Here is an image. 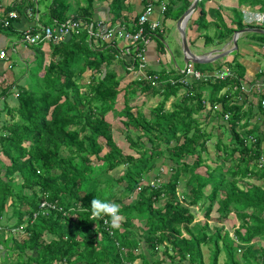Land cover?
I'll return each instance as SVG.
<instances>
[{
    "label": "trees",
    "instance_id": "trees-1",
    "mask_svg": "<svg viewBox=\"0 0 264 264\" xmlns=\"http://www.w3.org/2000/svg\"><path fill=\"white\" fill-rule=\"evenodd\" d=\"M82 1L80 5L75 0V8L71 0H48L45 13L50 23L67 18L71 8L77 18L91 19L94 0ZM179 1L169 0L168 8ZM237 2L264 9V0ZM111 4L119 15L123 0ZM189 5L190 1L185 2L183 9ZM28 9L38 13L34 0H15L4 7L5 12L17 11L18 17H28ZM205 13L201 10L197 20L200 29L206 26ZM12 23L6 29L12 30ZM38 23L46 24L40 18ZM237 27H243L240 18ZM32 46L40 60L34 81L17 89L9 83L0 86V112L9 117L0 123V231L5 219L15 218L14 228L25 235L17 239L16 248L21 250L13 261L9 259L16 253L7 252V239L2 237L1 261L134 264L139 259L137 264H205L201 246L211 244L215 247L211 264H217L221 249L226 253L224 264H244L235 259L238 254L247 264H264V246L253 244L255 239H264V134L252 130L246 134L241 105L226 94L218 95L225 85L239 86L242 71L237 62L229 64L235 75L225 80L166 85L158 92L137 79L120 87L121 78L111 66L116 43L94 46L86 30L50 44L48 62L39 46ZM206 85L211 91L206 123L212 114L224 122L219 124L226 142L207 131L199 118L206 108L202 100ZM12 90L15 104L9 107L5 96ZM138 90L161 97L148 113L133 110L136 105L129 103ZM172 95L176 97L167 108ZM109 112L124 118L125 139L134 154L124 153L115 142L112 123L106 119ZM214 135L215 156L209 159L203 153L208 155L207 143ZM163 155L170 161L166 181H160L162 173L156 165ZM93 157L101 162L94 164ZM120 165H125L122 174L100 187L101 175ZM201 165L204 173L197 171ZM149 171L158 180L154 184L149 183ZM251 178L263 184L250 182ZM97 196L120 206L123 220L112 235L102 226V219H90L91 200ZM126 198L128 203L123 202ZM41 200L55 208L42 213ZM195 206H204L205 217L213 209L219 219L234 213L240 223L233 237L223 227L210 231L207 223L196 222ZM7 209L10 212L5 215ZM135 220L143 221L142 226L134 227ZM158 252L160 257H148Z\"/></svg>",
    "mask_w": 264,
    "mask_h": 264
},
{
    "label": "crops",
    "instance_id": "crops-1",
    "mask_svg": "<svg viewBox=\"0 0 264 264\" xmlns=\"http://www.w3.org/2000/svg\"><path fill=\"white\" fill-rule=\"evenodd\" d=\"M0 1L2 6L6 7V5H12L15 0ZM78 1L80 5L84 4L82 0ZM187 1H190L191 4L193 0H180L179 2L173 4L174 7L170 9L168 8L170 4L169 0H123L124 8L120 11L119 15H116L115 11L112 9V0H94L91 19L87 18L86 21L94 22L95 28L97 23H101L102 27L111 26L117 28L121 25H124L130 30L136 29V19L142 12L145 5L149 3L153 4L154 9L150 15V20L160 23L163 30L153 35L151 41L145 46L148 70L158 74L163 79L177 78L179 76L178 71L183 69L186 65L184 63L185 57L180 33L178 32L177 21L188 8L186 7L183 9V5ZM34 2L35 7L38 10L37 16L41 20L37 0H34ZM71 2L76 8L75 0H71ZM162 6L165 7L164 10ZM242 8H248L250 10H264L258 8L257 6L245 4L238 5L237 0L198 1L196 8L191 12L186 22L185 36L190 52L193 54L202 55L204 58L214 57L213 54H208V52L213 49L222 48L221 51L226 52L225 50L233 48L232 52L228 53L226 56L215 59L211 62L192 63L195 68H198L207 74L223 70L224 68H229L231 70L229 64L232 62H237L240 65L242 76L239 78V86L233 85L231 87L230 84L225 85L218 92V95L226 94L229 100H236L237 104L241 105V124L244 122L246 125L245 130H249L246 132V134H251L250 131L252 130V133L259 132L262 135L264 134V115L260 109L258 100L264 90L262 92H258L256 86L264 78V33L254 32L251 30L243 31L238 34L235 47L232 44L231 39L234 31L240 30L242 28H260L264 30V22L257 23L249 21V19L242 13ZM201 10L206 12L204 16V22L206 26L202 29L198 28L197 24ZM69 15H74V12H69L67 17ZM28 17L30 16L28 15ZM28 17H25L23 14H19L18 19L12 21V30H8L0 26V49L4 48L7 50V53H9L8 60L0 59V76L4 75L5 70L13 68V66L12 68H8V61L12 63L11 56L13 51L11 46H14L16 53H18L16 45L24 47L18 42V37L22 30L33 23V21H31V19ZM238 18H240L241 23L243 24V27L241 28L237 27ZM226 28H231L232 32H226ZM166 31L167 33L171 34L174 40V49L168 48L167 42L163 39V34H165ZM10 36L17 38V41L11 42L12 40L8 39ZM218 38H221L222 42ZM121 43L122 42H119V44ZM93 44L94 46H99L102 43L99 41V39H97L96 41H93ZM37 46H39L40 50L44 52L45 62H48L50 58L49 45L38 44ZM36 50L37 49L35 48V52L37 53ZM204 54H208L207 57ZM29 58L30 57L28 55V61L30 60ZM128 63V60L124 63L123 61L115 58L111 64V66L116 71V75H120V87L124 86L127 82L135 78L134 72L124 68ZM198 64L208 65L205 68L200 69L197 66ZM90 72H86L85 75L88 76ZM41 73L42 72L39 74ZM162 87H165L164 84H162ZM157 90L160 92L159 89ZM182 92V90L178 91L179 94ZM210 94L211 91L209 88L206 89L205 86L202 93V100H204L206 103V112L210 108V104L208 102L209 98L211 97ZM147 96L149 95L138 90L133 98L136 97L140 99L139 101H141L142 104ZM151 96L153 99H155V96H159L155 100L161 99L159 94H154ZM175 97L176 96L173 95L170 96L167 102L169 101L171 104ZM133 98L129 100V103L136 105L133 109H140L141 104H137V101H134ZM217 106L220 107V105ZM213 116V114L210 115L207 120L212 121ZM216 121L218 123L222 122L219 121V119H216ZM223 123L224 122H222V124ZM220 124H218V126H220ZM221 133L224 134V131ZM138 262L139 259H136L135 263Z\"/></svg>",
    "mask_w": 264,
    "mask_h": 264
},
{
    "label": "built area",
    "instance_id": "built-area-1",
    "mask_svg": "<svg viewBox=\"0 0 264 264\" xmlns=\"http://www.w3.org/2000/svg\"><path fill=\"white\" fill-rule=\"evenodd\" d=\"M164 10V6H162ZM153 4L149 3L145 5L142 12L136 19V29L130 30L124 25L120 27H102L101 23L96 24L94 22L86 21L85 19L74 15H69L62 21L53 20L51 24H40L38 23V16L28 9L27 13L34 19V22L21 31L18 42L25 46H32L38 44H58L65 41L68 37L74 34H80L81 30H86L89 39L96 41L99 39L101 43H116L115 58L123 61L124 63L128 60L130 63L124 68L135 73L137 80L147 82L152 87L159 89L160 92L164 90L162 84L166 85H181L188 86L193 81H222L227 77H232L235 74L229 68L212 72L207 74L195 68L192 62H188L183 69L178 71L179 76L177 78L163 79L158 74L148 70L147 58L145 54V46L151 41L153 35L161 32L162 26L156 21L150 20V15L153 12ZM242 13L249 19V21L261 23L264 22V10H250L248 8H242ZM18 18V13L15 10L4 11V7L0 1V26L3 28L9 27L13 20ZM119 42H122L119 44ZM12 51L16 53L14 46H11ZM12 52V53H13ZM9 53L4 48L0 49V59L8 60ZM8 68H12V63L8 61ZM258 92L264 90V78L256 86ZM260 109L264 115V91L261 93L259 98ZM227 118V115L224 116ZM155 181H149L150 184H154ZM140 187H137L139 190ZM55 206L46 200H41L39 203V209L42 213L48 212L49 209H53ZM109 220L108 217L102 219V226L105 230L112 235L113 229L105 223ZM53 264H67L64 259L60 262Z\"/></svg>",
    "mask_w": 264,
    "mask_h": 264
},
{
    "label": "rangeland",
    "instance_id": "rangeland-1",
    "mask_svg": "<svg viewBox=\"0 0 264 264\" xmlns=\"http://www.w3.org/2000/svg\"><path fill=\"white\" fill-rule=\"evenodd\" d=\"M47 3H48V0H39V7L38 8H39L41 21L43 23L50 24V21H49L50 19L48 18V16L45 13ZM70 12H73L72 8H71ZM8 39H11L12 40L11 42L17 41V38H15L13 36H10ZM163 39L167 42L168 48L174 49V47H173L174 40H173L171 34L167 33V31H166L165 34H163ZM16 48L18 50V53L13 52L12 56H11L13 68L5 70L4 75L0 76V86H4L7 83H9L10 85L12 84V86H14L17 89L20 85H24V86L29 85V83L34 81V77L37 76L36 71L38 70V65H39L40 60L37 59L38 53L35 52L34 46L22 47L20 45H16ZM28 55L30 57L29 61H28ZM48 57H49V55H48ZM207 65L208 64H198L197 66L200 69H203ZM119 76L120 75H118V77ZM27 80L29 83L27 82ZM208 87L209 86L206 85V89ZM181 90L183 91V89H180V91ZM13 92H14V90H12L10 94H7L5 96L6 97L5 102L8 104L9 107L13 106L15 104L14 100H13L15 93H13ZM147 95H149V96L146 97V99L144 100V102L142 104H141V101H139L140 99H138L136 97L133 98L134 101H137L136 102L137 104H141L140 110H142L144 113H148L149 109L151 107L155 106L156 103L159 102V100H155L159 96H155V99H153V97L151 96L153 94H147ZM133 96H135V94ZM118 100H119V105H120L121 104V98H119ZM1 104H2V101H0V105ZM166 106H167V108L170 107L169 101L166 102ZM133 110H135V109H133ZM206 110L207 109L205 108V110L201 113V115L199 117L200 119H202L206 130L212 131L213 133H216V135H221L222 139L226 142L228 140L227 136H225V134L221 133L223 131V128L218 126L219 123L216 121L215 116H213L212 121H209L210 123H206V120H205ZM6 118L9 119V117L6 115V112L1 111L0 112V123L2 122V120H6ZM106 119L112 123V127H113L112 128V135H113V138H114L115 142L117 143V145L122 149V151L124 153L134 154L133 150H131L128 147V143L125 139L126 127L122 124V120H124V118L122 116L117 115L116 113L109 112L106 114ZM212 122H214V123H212ZM215 139H216V136L214 135L211 137L210 141H208V143H207L208 155L203 153L205 156H209V159L213 158L215 156V153H214L215 148L213 146ZM170 144H172V143H170ZM209 159H205V161L209 164L215 163L214 161H212V163H211V161ZM93 162H94V164H98L101 161H99L93 157ZM169 163H170V161L166 160L165 155L158 158L156 165L160 168L159 169L160 173H162L160 181H166L167 180V177L169 175V166H170ZM124 168H125V165H120L119 167L108 171V173L106 175L105 174L101 175L100 180H99L101 184H99V186L100 187L105 186L110 181H112L114 178L117 179L122 174V172L124 171ZM197 171L200 173H204L205 172V166L204 165L199 166L197 168ZM148 173H149L148 176L150 177L149 181H154L155 179H154L153 175L155 173L153 171H149ZM181 179L183 180V182L185 181V179H186L185 173L181 174ZM248 180L250 182H253V183L263 184L262 180H257L255 178H251ZM141 182L143 184L146 183L145 180H143ZM181 184L179 185L180 190L182 189ZM205 192H208L207 187L205 188ZM97 198H101V197L97 196ZM163 198L164 197L162 196L161 200L159 201L158 204H160L163 201ZM101 199H103V198H101ZM129 201H130V199H127V198L123 200L124 203H128ZM192 210H193V212H195V221L196 222H199L200 224L207 223L210 231H213L214 228H216V227L217 228L223 227L225 230L229 231V235L232 237L234 235V229L237 228L239 226V223H240V221L237 219V217L235 216L234 213H231L227 218H220L219 219L218 213L215 211V209H213L211 211L209 217L204 216V206L203 207H196L195 206L194 208H192ZM8 212H10L9 209L6 210L5 215H7ZM5 218H7V216ZM14 220H15V218H12L10 220L5 219L4 224H2L3 230L0 231V242L2 240V237L7 239L4 241V246H6L5 248L7 249V252L9 254L12 252L16 253L12 256V258L9 259V261H13V260L17 259V252H19L21 250V249H19V247L16 248L17 239L19 241H21V240H23V237L25 236L23 231L19 230L18 228H14V226H13ZM134 222H135L134 227L142 226V223H143V221L139 222L136 220ZM253 244L255 246H264V239H261V238L255 239L253 241ZM219 245H220L219 247H222L220 242H219ZM201 247H202V252H203V260H204L205 264H211L212 263V256L215 252V247L213 245L211 246V244L209 246L208 245H202ZM4 251H5L4 249H0V255H2L4 253ZM225 254H226L225 249L224 250L221 249L219 251L217 264H224ZM160 256H161L160 252L154 254L153 256L148 254L149 258H154V257L158 258ZM235 259L239 262H244V264H247L244 261L243 257H241L240 254L236 255ZM0 264H7V262L1 261V258H0ZM134 264H137V263L134 262ZM165 264H169V262L167 261Z\"/></svg>",
    "mask_w": 264,
    "mask_h": 264
},
{
    "label": "water",
    "instance_id": "water-1",
    "mask_svg": "<svg viewBox=\"0 0 264 264\" xmlns=\"http://www.w3.org/2000/svg\"><path fill=\"white\" fill-rule=\"evenodd\" d=\"M199 0H193L192 3L188 6V8L185 10V12L179 17L178 21H177V27H178V32L180 33V37H181V43H182V47H183V53H184V63L187 64L188 62H194V63H206V62H211L215 59L221 58L226 56L228 53L232 52L233 48H229L227 50H225L226 52H222V48H217V49H213L211 51L208 52V54H213L214 57L211 58H204L202 55H197V54H193L190 52L188 46H187V41H186V36H185V25L186 22L191 14V12L196 8L197 3ZM254 31V32H262L264 33L263 29L260 28H242L240 30H235L233 35H232V39L231 42L234 45V47L236 46V39L239 33L243 32V31ZM208 54H204L206 57Z\"/></svg>",
    "mask_w": 264,
    "mask_h": 264
},
{
    "label": "clouds",
    "instance_id": "clouds-1",
    "mask_svg": "<svg viewBox=\"0 0 264 264\" xmlns=\"http://www.w3.org/2000/svg\"><path fill=\"white\" fill-rule=\"evenodd\" d=\"M109 217L105 223L112 229H119L123 220L120 212V206L114 201L107 199L93 198L91 200V220L103 219Z\"/></svg>",
    "mask_w": 264,
    "mask_h": 264
}]
</instances>
